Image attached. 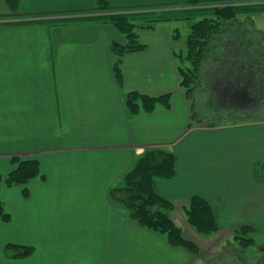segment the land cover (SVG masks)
Returning <instances> with one entry per match:
<instances>
[{
  "label": "crops",
  "instance_id": "1",
  "mask_svg": "<svg viewBox=\"0 0 264 264\" xmlns=\"http://www.w3.org/2000/svg\"><path fill=\"white\" fill-rule=\"evenodd\" d=\"M108 1L117 7L153 2ZM0 3V14L14 17L94 7V0H18L13 11ZM252 18L264 32V12ZM181 23L137 30L145 47L122 56L121 85L110 44L125 37L109 24L0 27V173L5 177L17 157L36 159L43 175L27 183V196L21 185L0 187L10 216L0 219V264H9L7 243L35 248L22 264H240L244 251L234 232L249 227L253 239L264 237V108L256 110L257 119L194 118V100L180 86L176 62L187 36L174 25ZM223 82L222 93L230 97L232 87ZM129 91L169 94L170 106L131 115ZM150 148L174 154V176L157 178L154 191L172 203L171 219L199 254L140 226L111 197ZM195 195L214 209L218 230L211 234L187 221L184 207ZM255 258L246 263L264 264V243Z\"/></svg>",
  "mask_w": 264,
  "mask_h": 264
},
{
  "label": "trees",
  "instance_id": "2",
  "mask_svg": "<svg viewBox=\"0 0 264 264\" xmlns=\"http://www.w3.org/2000/svg\"><path fill=\"white\" fill-rule=\"evenodd\" d=\"M5 1L15 11L18 0ZM258 12H264V3H246L241 0H177L173 3L114 8L108 0H94V7L90 11L73 14V17L57 18L53 21L31 19L25 22H0V27L44 22L54 25L83 21L109 24L125 37L124 42L114 40L110 44L111 51L116 56L113 63L114 76L121 85L122 56L145 47L138 39V28L152 29L154 24L165 21L187 22L189 32L185 38V47L176 52L180 86L186 95L192 98L194 88L199 85L201 75L204 74V63L212 59L214 65L208 72L213 73L211 75L214 77L206 80L215 81L227 77L223 81L228 80L232 87L230 98L250 108L249 111L240 112L241 115L236 112L239 118L257 119L259 115L256 110L259 107L264 108V32L256 28L251 16ZM242 14L247 15L244 21L239 18ZM216 68L221 71H216ZM169 99V94L144 95L129 91L125 94V105L129 113L135 115L140 110L153 111L158 104L169 107ZM11 162L14 164L13 169L5 177L0 173V187L2 183L7 186L21 185L23 195L27 196V183L33 178L43 176L39 163L36 159L17 157L11 158ZM174 162V154L166 149L145 150L124 173L122 185L112 189L111 197L123 205L129 217L140 226L162 234L172 246L199 254L197 245L187 240L171 219L172 203L154 191L157 178L174 176ZM184 212L188 223L198 233L208 235L218 230L214 209L206 197H191ZM0 219H10L1 203ZM252 231L249 227H242L234 232V240L240 248L245 249L254 244L250 235ZM7 250H12L10 257L18 259L32 254L34 248L7 243L5 251L8 252Z\"/></svg>",
  "mask_w": 264,
  "mask_h": 264
},
{
  "label": "rangeland",
  "instance_id": "3",
  "mask_svg": "<svg viewBox=\"0 0 264 264\" xmlns=\"http://www.w3.org/2000/svg\"><path fill=\"white\" fill-rule=\"evenodd\" d=\"M175 1H177V0H153V2L151 1L145 5L144 4H141V5L147 6L150 4L155 5V4H164V3H170V2L173 3ZM241 1H244L246 3H264V0H241ZM108 3H110V2L108 1ZM141 5H136V7L141 6ZM0 6H3V4L0 3ZM113 7L118 8L117 6H113ZM175 7H177V6H175ZM179 7H181V6H179ZM172 8H174V7H172ZM1 9H2V7H0V10ZM91 9L83 10V12L90 11ZM79 12L80 11L52 12V13H43L40 15H37V14L22 15L20 17L19 16L14 17L17 14H13V15L0 14V22H18V21L25 22V21H28L31 19H43V20L47 19V20L53 21L57 18H66V17H71V16L73 17V14H80ZM83 15H85V14H83ZM246 16H247L246 14H242L239 18L242 21H244L246 19L245 18ZM17 17H19V18H17ZM180 22H182V23L181 24H174V25H175V27H178V28L181 27L179 29L180 35H181V38H184L188 34V31H189V28H188L189 23L184 22V21H180ZM70 23L71 22L56 24V25H68ZM33 24H38V23H33ZM41 24H44V26H47V27L54 26V24H51L48 22H44ZM155 25L156 24H154V26ZM182 27H185V28H182ZM247 27H248V25H247ZM175 30L178 31L177 29H175ZM182 49H184V47ZM213 63L214 62L212 61V59H209L204 63V67L207 69L206 73H208L209 68L212 65H214ZM216 71L220 72L221 70L216 68ZM206 73L205 74L202 73L201 78L199 80V85L195 87L194 92H193L192 98L194 100V111H193L194 112L193 113L194 118L201 119V120L204 119L206 121H214V122H218V121L228 122V121L232 120L233 118H237V116L239 118L240 116L238 115V113H240V112L238 110H243L245 108L244 106L246 104L242 105L241 103H237V102L236 103L234 102L235 104L231 103V101H229L230 97L225 96L222 93L223 79H217L215 81H213V80L207 81V80H205V78L207 79L208 75H209V77H214V75H211L213 73H211V74H206ZM203 76H204V78H203ZM212 82L214 83V85H212ZM223 83H225V82H223ZM211 88H213L214 90H211ZM207 100H208V102H206ZM236 112H238V113H236ZM240 115H241V113H240ZM254 240H255V243L252 246H249L248 248H245V249L240 248L244 251V252H242L244 257L250 258L251 255H254V256L257 255L258 256L259 250L262 246V243H264V237L261 238V236H259L258 234H254ZM7 251L8 252H6V251L4 252L3 257L8 259L7 261L9 262V264H22V259L30 258L34 254L35 248H34L33 253L30 254L29 256L24 257V258H18V259L10 257L9 253H12V250H7ZM0 258H1V253H0ZM219 263L222 264L221 261H218V264Z\"/></svg>",
  "mask_w": 264,
  "mask_h": 264
},
{
  "label": "flooded vegetation",
  "instance_id": "4",
  "mask_svg": "<svg viewBox=\"0 0 264 264\" xmlns=\"http://www.w3.org/2000/svg\"><path fill=\"white\" fill-rule=\"evenodd\" d=\"M234 102L236 103H239V101L238 100H235L234 99ZM242 104V103H241ZM240 247V246H239ZM241 250V249H240ZM242 251V250H241ZM251 259H256L255 258V256L254 255H251V257H250ZM262 260V258H260V261ZM247 261H249V259L247 258V257H245V258H243L242 260H241V262H240V264H247L246 262Z\"/></svg>",
  "mask_w": 264,
  "mask_h": 264
}]
</instances>
